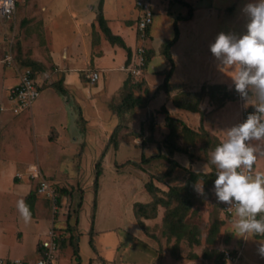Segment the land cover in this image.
Listing matches in <instances>:
<instances>
[{"label": "rangeland", "instance_id": "1", "mask_svg": "<svg viewBox=\"0 0 264 264\" xmlns=\"http://www.w3.org/2000/svg\"><path fill=\"white\" fill-rule=\"evenodd\" d=\"M87 1L77 0V3L84 5ZM99 1L90 2L91 12L95 15L98 13ZM207 1L199 0L203 5ZM154 2L156 15L151 27L153 38L145 43L138 38L135 48L136 51L142 43L147 52L155 53L149 64L148 79L153 90L163 82L164 73L170 67L161 53V39L174 36L173 19L164 15L165 9L158 7L157 1ZM249 2L254 0H212L209 4L213 8L211 31L203 34L201 44H191V35L181 34L180 41L172 49L176 63L171 79L174 91L179 90L181 83H186L189 91L197 90L203 82L233 84L228 75L220 77L218 67L209 66L208 69L204 62L218 34H246L248 19L241 9ZM50 4L56 5V2L50 1ZM50 4L49 0H16L14 17L9 21L0 18V90L9 76L13 78L12 85L17 83L26 67L45 71L51 76L50 82H45L44 93L31 109L12 116L8 123H0V256L35 260L39 257L37 252L40 243L49 235H54L60 254L54 264H220L219 253L223 249L240 251L242 256L239 264H264V259L257 254L258 243L264 241V237L255 236L245 240L234 234L233 220L239 218L225 212V203L217 202L214 182L205 185L199 180L203 185V193H198L194 188V204L185 219L188 227L197 234L198 244H191L187 239L177 243L174 237L165 234V208L161 206L155 218L145 220L148 230H142L133 208L136 203L151 202L146 183L153 180L161 189L158 195L165 197L170 187L186 183L188 169L204 173V165H207L216 171L210 163L209 153L215 149L219 139L212 134H201L194 148L190 149L194 161L190 162L188 155H174L173 159H177L183 168H176L169 178L164 177L170 167L165 159H154L151 164L141 163L142 155H170L164 143L168 130L158 113L160 106L166 103L167 95L162 93L151 105L134 108L119 118L115 116L113 107L122 102L128 90L117 91L111 96L96 93L93 88L97 84L91 83L86 77L95 70L92 61L80 73L85 90L66 88L63 84L66 92L59 93L53 88L61 79V74L51 59L57 35L51 33L52 28L48 25L52 11ZM114 6L115 13L121 17L119 22L124 26L131 24L130 27L135 31L137 13L133 8V0H118ZM199 6L198 12L203 15L207 9ZM179 7L181 13L186 14L187 9ZM171 10L177 13L175 8ZM107 24L109 26V21ZM157 26L159 31L155 34ZM182 29L185 32L186 28ZM78 30L87 41L90 54L97 53L102 40H106L97 20L94 24L86 25L84 32L83 27ZM193 44L202 53L192 52ZM133 57L136 58V55ZM218 61L214 57V62ZM124 71L133 83L145 80L144 76H131L128 66ZM119 74L111 72L105 77L101 75L98 85L101 81L110 85L111 78ZM228 90L233 93V100L228 102H234L235 105L228 106L223 112L217 109L211 122L212 128L222 133L225 140L226 131L243 123L248 114L254 111L251 103L246 106L245 101L235 99L234 84ZM133 93L143 95L136 90ZM3 96V104L6 99L9 103L8 93L3 91ZM249 96L253 97L251 91ZM43 97H46L47 102L40 103L39 99L41 101ZM39 104L43 106V116L37 114ZM0 107L9 106L2 105L0 101ZM97 109H101V112ZM169 109L173 117L180 118L181 113H185L173 103L169 104ZM59 112L65 114V120L57 122ZM0 115L3 113L0 112ZM150 116L155 121L154 134L149 128ZM116 127H119L118 133L110 142ZM114 142L117 143L116 147ZM177 142L181 146V138ZM260 147L264 148V144H260ZM99 161L102 175L96 195L95 166ZM132 162L137 163L140 169ZM192 164L196 167L193 168ZM263 164L264 153L261 152L255 165L256 171L251 174L262 171ZM37 167L42 179L48 182L51 194L37 192L35 201L27 203V196L37 189L39 183L38 179L29 178V170ZM160 178L162 182L157 181ZM22 184L27 186L25 190L21 189ZM20 200H24L31 211L28 223L23 221L17 210ZM257 218H260L259 215ZM93 219L94 230L91 233ZM90 236L94 238V249L89 244ZM76 253L80 259L75 256Z\"/></svg>", "mask_w": 264, "mask_h": 264}, {"label": "clouds", "instance_id": "2", "mask_svg": "<svg viewBox=\"0 0 264 264\" xmlns=\"http://www.w3.org/2000/svg\"><path fill=\"white\" fill-rule=\"evenodd\" d=\"M241 11L248 19L246 34L221 32L210 45V51L221 62L220 71L230 77L235 91L246 106L253 105L254 111L243 123L228 129L227 139L210 151L209 156L216 168L217 202L230 205L225 210L229 213L234 210V216L239 218L233 220L234 234L247 240L264 237V171L251 174L259 154L264 152L260 147L264 144V0L249 2ZM203 171L210 174L212 169L204 165ZM195 190L203 193L200 181ZM17 210L25 223L31 220V211L24 200L17 202ZM257 254L264 259V241L258 243Z\"/></svg>", "mask_w": 264, "mask_h": 264}, {"label": "crops", "instance_id": "3", "mask_svg": "<svg viewBox=\"0 0 264 264\" xmlns=\"http://www.w3.org/2000/svg\"><path fill=\"white\" fill-rule=\"evenodd\" d=\"M50 1H51V3L56 2V5L50 4ZM91 1L92 0H88L84 5H81V4L77 3V0H49V4L52 7V11L48 17V18H50L48 25L50 26V28H52L51 33L57 35L56 36L57 37L56 38L57 39L56 44H54V46L52 47L51 59H52V63H54V65L59 68V72L61 74V79L57 83L61 82L62 86L64 84L66 86V88L71 87L73 89L85 90L84 85H83L82 80H81V74L80 73L84 72L86 70V68H87L86 64L89 63L90 61H92L94 68H95V70L93 72H95L99 75V80H100L101 75L103 77H105L106 75H109L111 72H114V73L120 72L121 74L117 75L116 78L112 77L111 80L109 79L110 85L107 84L106 82H103V81H101V83L98 85L99 80L96 83H94V84H97L93 88V90L96 93H98V94L99 93H103V94L107 93L108 96H111V95L116 94L117 91H122L124 83L128 79V75L124 71L126 68V62H127V52L123 48H121L117 45H114V46L111 45L108 42V40L105 38L106 40H102V42H101V45H102L101 49L95 54H90L89 49L87 47V41H86L85 37L83 36V33L79 32L78 29H80V27H83V32H84L86 29V25L94 24V22L97 20V14L95 15L91 12V8H90V6H91L90 2ZM117 1L118 0H105L104 6H103V13H104L107 21H109V27L111 28L113 34L122 37V39L124 40L126 45L129 48H131V50L133 52V56H134V54L136 52L135 48H136V43H137V31H136V28L134 31L133 27H130L131 24L124 26L121 22H119L121 17H119L118 14H116L114 9H113L115 7L114 5H116ZM154 1H157L156 3L159 4L158 7H162V9H165L164 15H169V18L173 19V24H174V20L176 17H178V16L185 17L188 15V11H189L188 7H185V6L181 5V3L175 2L174 0H154ZM182 1L190 4L191 6L193 5L192 6V8H193L192 15L193 16L190 20L178 22V28L180 31V36H179L178 42L180 41L181 34H189V35H191V40H192L191 44H192V42H194L196 44H201V41H203V38H204L203 34H206L208 32L210 33V31H211V23H210L211 21L210 20L213 16V11H212L213 8L209 7V4L212 3V0H211V2H209V0H208L204 5L202 4V2H199V0H182ZM199 5H202V8L205 7V9H207L206 11H204L203 15H202V12H200V13L198 12V10L200 8ZM179 6H183L184 8L187 9L186 14L183 15L181 13V7H179ZM133 8L137 13L136 18L134 19V22H135L138 18V12H137L138 10L135 7V1L134 0H133ZM173 8H175L177 13L174 10H173L174 12L171 10ZM158 10H160V9H158ZM169 10H171V11L169 12ZM157 13H158V11H157ZM155 15H156V13H155ZM164 15H161V16H164ZM40 17H42L41 13H40ZM123 17H125V16H123ZM163 19L166 22H168V20L165 17H163ZM135 27H136V23H135ZM151 27H150V31L148 34L149 40L153 38ZM183 27L186 28L185 32H183V29H182ZM154 30H155V34H156L159 31L158 26ZM161 40H162L161 43H162V47H163V44L165 43V41H167L169 39L164 40V38H163ZM196 44H193V46L191 47V49H192L191 51L196 52V54L197 53L200 54V52H201L200 48H198V49L194 48V46H196ZM172 49H171V52L173 51ZM181 51L184 52L183 49H181ZM133 56H132V60H131L132 62L134 59ZM172 56H173V52H172ZM181 56H183V55H181ZM174 62H175V60H174ZM204 63L206 64V66H208V69H209V66H211L213 68L218 67L220 77H222V76L226 77L225 72L220 71L221 67L219 66L220 65L219 61L214 62V56L212 55V53H210L209 55L207 54V58H206ZM129 67H130V65H129ZM175 69H176V63H175ZM128 72H129V70H128ZM34 75H35V81H36L37 85L40 87V93H41L40 97H41L42 94L44 93L43 91L45 90L43 88L45 85V82L46 83L50 82L51 76H50V74H48L45 71H40V70L38 71L36 69H34ZM144 77H145V81L147 83L146 85H147L148 89L150 90L151 93L154 92V90H153L154 88L151 89L150 84L148 83V79L150 77L149 66H148L147 72L145 73ZM222 80H224V79H222ZM12 83H13V78H12V76H9L6 83L1 86L0 101H1L2 105H6V106L9 105V103H7V99H6V102L3 104V100H4L3 91H5L7 94L9 87L8 88H6V87L12 85ZM111 84L113 85V87H111ZM160 84H162V83H160ZM205 84L211 85L210 83L203 82V84H201V83L199 84L197 90L189 91L186 89L188 87L187 84L181 83V92H196V91L200 90V88ZM212 84L214 85L215 83H212ZM217 84H219V83H217ZM220 84L226 86L227 88H231L233 86V84L231 86H229L224 82L220 83ZM107 89H109V91ZM162 93H164V92H161L160 94H162ZM176 94H177L176 91L172 92L171 96L167 95V97L163 94V96H165L167 98L165 105L168 108H169V104H172L171 101H169L168 97L175 96ZM45 98L46 97H43L41 101L39 99V102L40 103L47 102V100ZM149 105H151V102ZM231 105H235V103L234 102H227L225 104V106L223 108H221V110H218V111L223 112L227 109L228 106H231ZM1 107H3V106H1ZM1 107H0V112H2L3 115L2 116L0 115V123L5 122V121L8 123L10 121V119L13 118L12 116H17V115L12 114L10 110L1 111ZM200 108L205 112V116H204L203 120L201 119V115L189 113L186 111H184L185 112L184 114L181 113V120H183L191 129H193L195 131H198L200 129L201 125H203L206 132L214 135L216 138L219 139L220 142L222 140H225V136L222 133L218 132L217 130H214L212 128V125H211V122L214 121L212 116H214V114L217 112V108L215 107V105H213L210 102L209 98L206 97L204 99V101L201 103ZM156 109H158V108H156ZM97 110L99 111V113L101 112V109H97ZM169 111H170V109H169ZM60 113L61 112L58 113L59 119L57 120V122L61 121V120H65V114H60ZM37 114L39 116L45 115V112L43 110V106L41 104H39V111ZM237 114H238V112H237ZM32 116H34V115H32ZM35 121H36V118H35ZM99 124L104 128V130H106V127L104 125H102L101 122H99ZM253 143L260 144V142H253ZM192 166H193V168L196 167V165H194V164H192ZM200 167L201 166H197V168H200ZM201 168H203V167H201ZM254 169H255V166H254ZM254 169H253V173L256 171V169L255 170ZM261 169H262V171H264V164L262 165ZM26 188H27L26 185H24V184L21 185L22 190H25ZM231 219H233V217ZM37 254H38V252H37ZM17 258H20V257H17ZM22 259H24V258H22ZM105 261H107V260H105Z\"/></svg>", "mask_w": 264, "mask_h": 264}, {"label": "trees", "instance_id": "4", "mask_svg": "<svg viewBox=\"0 0 264 264\" xmlns=\"http://www.w3.org/2000/svg\"><path fill=\"white\" fill-rule=\"evenodd\" d=\"M175 2L181 3V5L188 7V15L178 16L174 20V36L173 38L165 41L163 44V47L161 49V53L163 56L166 57L168 60L170 67L169 69L164 73V80L162 84H160L154 92H150L146 85V81L144 79H141V81H135L134 83L131 82V78L129 77L126 82L124 83L123 90H128V93L123 97L122 102L119 105L114 106L115 116L122 117L123 115L127 114L129 111H131L134 108H142L150 104L156 97L159 96L161 92H164L166 95L171 96V93L174 92L173 85L171 83L172 75L175 71V62L172 56L171 49L173 46L178 42L180 31L178 28V22L180 21H187L192 18L193 8L190 4L183 2L182 0H174ZM103 6H104V0H100L98 4V13H97V22L99 25L100 30L104 34L105 38L108 40V42L111 45H117L121 48H123L127 52V62L126 66L131 68L132 66V56L133 52L131 48H129L122 37L113 34L111 28L107 24V19L104 16L103 13ZM138 10V9H137ZM138 12V18L135 21L136 23V31H137V24L139 21V18L141 16L140 10ZM152 26V24H151ZM147 29V40H148V34L150 31V27ZM155 53L153 51H146L144 54V61L145 65L143 67V72L141 76L145 75V71L147 72L148 66L154 57ZM130 65V67H129ZM32 70V78L35 79L34 75V68L32 67H26ZM129 74L131 76L132 73L129 71ZM19 81V80H18ZM18 83V82H17ZM54 89H56L59 93L65 94V89L62 86V83H55ZM144 89L142 90V87ZM39 87V86H38ZM179 90H176L178 95L170 97L169 101L173 103V105L182 110L189 113L199 114L201 115V119L203 120L205 116V112L200 108L201 103L204 101L206 97L209 98L210 102L215 105L217 109H221L225 106V104L228 101L233 100V93L228 90V88L221 84H205L203 85L200 90L196 92H181V85L178 86ZM40 90V87H39ZM130 90V91H129ZM140 91L143 93V95H134L133 91ZM169 98V97H168ZM158 113L161 116L165 128L168 130V133L166 135V138L164 139V143L168 147L169 154L165 157L162 153H158L157 155L151 156V157H145L142 155L141 157V163L143 164H151L154 159H165L170 167L166 170L164 173V177L169 178L174 173V170L176 168H183V166L177 161V159H173L174 155L176 154H184L188 155L190 158V161H194V155L190 152V149L194 148V145L197 143V140L201 134H206L209 136L210 134L206 132L203 125H201L200 129L198 131H195L191 129L183 120L177 117H173L171 115V112L169 111V108L163 104L158 109ZM154 119L152 116L149 118V128L152 134H154ZM119 127H116V129L113 131L110 137V142L116 138V135L118 133ZM181 132V134H180ZM181 138V146L178 144V139ZM218 146L220 144V141H217ZM115 147L117 145L116 142H114ZM199 161V160H197ZM132 164L139 168V165L137 163L132 162ZM188 177L186 180V183L183 186H174L170 187L167 192H165V197H160L158 193L161 191L160 187L155 185L153 180H150L146 183L145 188L148 192L151 202L149 203H136L133 212L135 215L136 221L139 223L140 227L143 231L148 230V226L145 223V220H150L156 217L158 207L165 208V213L163 217V222L165 226V234H167L169 237H174L176 239V242L179 243L184 239H187L191 244H198L199 240L197 239V234L193 231V229L189 228L186 224V217L188 215V212L192 209L194 204V188L197 183V181L201 180L204 182L205 185H210L215 180V173L216 171H212L210 174H204L203 172H195L191 170H187ZM102 175V166L100 161L95 166V187H96V195L98 193L97 188L99 184L100 176ZM158 182H162V179H157ZM37 189L27 196V203H33L36 199ZM60 202V201H59ZM58 205V201L56 202ZM91 228L90 232L92 233L94 230V219L91 222ZM262 238V237H261ZM57 243V241H56ZM89 244L94 249V238L89 237ZM61 246V244H60ZM59 246V247H60ZM79 246V243H78ZM59 250V249H58ZM43 246L42 243H40L38 248V254L42 253ZM75 256L80 259L79 254L76 253ZM60 257V254H57L56 260H58ZM55 260V261H56ZM219 260L221 264V253H219Z\"/></svg>", "mask_w": 264, "mask_h": 264}, {"label": "built area", "instance_id": "5", "mask_svg": "<svg viewBox=\"0 0 264 264\" xmlns=\"http://www.w3.org/2000/svg\"><path fill=\"white\" fill-rule=\"evenodd\" d=\"M136 9L140 10L141 16L137 24V39L142 43L147 40V29L154 22L155 11L154 0H134ZM16 11V0H3L0 2V18L5 20H11L14 17ZM141 43V47L136 50V58L134 57L132 66L129 71L134 76H141L143 67L145 65L144 54L146 49L144 44ZM32 70L25 68L22 72L18 83L13 85L8 90L9 107L2 108L1 111L10 110L14 115H20L23 112L32 108V105L38 100L40 96L39 87L32 78ZM91 83H96L99 80V75L95 72H91L86 76ZM234 97L239 102H244L240 95L235 91ZM36 167V166H35ZM30 179H38L37 191L39 194H51L48 182L42 179L40 170L35 168L29 170ZM20 177V175H18ZM41 176V177H40ZM230 205L224 204V209L229 208ZM229 215V213L225 211ZM43 251L39 254V257L35 260H25L22 258H5L0 256V264H54L56 256L59 252L58 246L54 235H49L46 240L42 241ZM221 253V264H239L241 259V252L237 249H223Z\"/></svg>", "mask_w": 264, "mask_h": 264}]
</instances>
